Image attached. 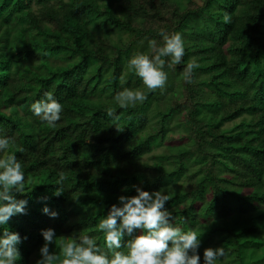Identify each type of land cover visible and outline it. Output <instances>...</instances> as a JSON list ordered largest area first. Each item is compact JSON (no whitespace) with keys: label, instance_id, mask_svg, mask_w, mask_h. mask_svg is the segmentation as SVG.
<instances>
[{"label":"trees","instance_id":"obj_1","mask_svg":"<svg viewBox=\"0 0 264 264\" xmlns=\"http://www.w3.org/2000/svg\"><path fill=\"white\" fill-rule=\"evenodd\" d=\"M161 30L181 34L185 55L171 68L164 58L166 85L148 92L127 64L152 56L149 40L163 46ZM124 88L147 100L121 109ZM46 92L62 105L54 127L31 111ZM0 137L11 140L0 158L14 155L26 178L14 193L26 214L0 226L21 236L16 264L41 259L49 228L58 244L89 235L103 248L97 225L134 186L170 197L200 264L209 247L225 249L216 264H264V0H0Z\"/></svg>","mask_w":264,"mask_h":264},{"label":"clouds","instance_id":"obj_2","mask_svg":"<svg viewBox=\"0 0 264 264\" xmlns=\"http://www.w3.org/2000/svg\"><path fill=\"white\" fill-rule=\"evenodd\" d=\"M223 22L231 23V17L225 13ZM159 35L163 39V46H158L155 40H149L148 46L152 52L137 53L128 61V71L134 72L143 82L148 92L163 90L167 74L163 71L168 58L167 67L183 63L185 47L180 33L168 34L161 30ZM199 64L194 60L187 62L182 75L186 83L193 82L194 70ZM123 85L125 76L120 77ZM115 102L121 109L143 104L147 94L141 90L124 88L118 92ZM31 111L42 122L54 127L61 119L62 105L52 92L44 93V98L31 105ZM107 115L115 121L120 117L112 110ZM117 131H121L118 124H114ZM10 138L0 137V152L10 146ZM54 195L64 193V183L68 177L64 172L58 173ZM26 178L21 163L14 155L0 158V226L6 225L9 219L17 214H26L27 200L17 199L14 193H25ZM136 195L118 197V204H113L107 215L103 217L97 227L104 234V247L97 245L93 237L80 235L77 241L58 244L54 229L42 230L45 243L40 248L41 259L36 264H200V239L196 231L182 232L170 222L172 213L165 209L170 197L162 190L144 191L134 186ZM45 214L56 218L58 213L43 209ZM137 230L140 234L136 235ZM125 237H129L125 241ZM27 239V237H24ZM22 242L18 232L3 230L0 235V264H16L20 257L18 245ZM55 244L60 252L50 251V245ZM124 249V250H122ZM226 255L224 247L205 248L203 264H216V261Z\"/></svg>","mask_w":264,"mask_h":264}]
</instances>
